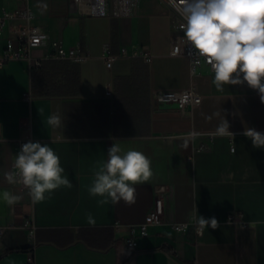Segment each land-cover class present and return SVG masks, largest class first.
<instances>
[{"label": "crops", "instance_id": "obj_1", "mask_svg": "<svg viewBox=\"0 0 264 264\" xmlns=\"http://www.w3.org/2000/svg\"><path fill=\"white\" fill-rule=\"evenodd\" d=\"M25 6L50 44L0 67V264H264V148L243 135L264 133L258 92L218 90L206 66L193 75L186 57L170 56L176 20L157 0H106L104 15L87 17L68 0H0V13ZM10 37L0 55L17 49ZM52 44L84 60L50 56ZM190 86L201 96L190 114L153 105L154 91ZM225 120L233 136L216 134ZM20 139L53 148L72 186L33 202L8 183ZM114 143L144 153L153 176L135 185L134 203L99 206L88 187ZM5 191L21 199L9 205ZM156 199L160 220L128 247ZM199 214L217 228L197 233Z\"/></svg>", "mask_w": 264, "mask_h": 264}, {"label": "clouds", "instance_id": "obj_2", "mask_svg": "<svg viewBox=\"0 0 264 264\" xmlns=\"http://www.w3.org/2000/svg\"><path fill=\"white\" fill-rule=\"evenodd\" d=\"M182 15L186 21L182 25L184 39L211 65L215 87L222 91L224 85L246 83L264 103V0H185ZM228 129L225 120L216 134L233 136ZM243 135L251 139L253 147L264 148V133L246 128ZM107 157L94 171L89 195L101 197L97 200L99 206L109 201L134 203L135 185L153 176L151 160L134 149L122 152L115 143ZM13 167L15 172H5V179L22 184L33 202L44 201L61 186H72L58 154L39 141L23 143ZM3 199L12 205L21 197L5 191ZM87 221L95 223L90 213ZM196 223L200 231L204 227L217 228L219 221L215 216L205 218L199 214Z\"/></svg>", "mask_w": 264, "mask_h": 264}, {"label": "built area", "instance_id": "obj_3", "mask_svg": "<svg viewBox=\"0 0 264 264\" xmlns=\"http://www.w3.org/2000/svg\"><path fill=\"white\" fill-rule=\"evenodd\" d=\"M133 1V0H131ZM166 7L175 17V33L171 36L169 55L172 57H186L189 61L191 74H196L198 68L202 65L206 66L210 73L214 74L211 65L206 63L205 58L199 57L196 50L188 44L184 39V31L182 25L186 23L182 15V9L185 0H157ZM69 12L77 16H102L105 14L106 0H68ZM33 13L28 6L23 9L8 10L4 9L0 13V37L6 32L11 35V40L17 44V49L13 50L10 46L0 55V67L4 66L12 60L19 58H28L30 53L38 48L45 47L50 44L48 35L43 32L40 27L33 24ZM50 56L57 59H68L74 62L84 60L83 55L74 49H62L55 44L50 45ZM122 55H127V51L122 49ZM114 57H107L106 67H110ZM197 60L199 63H197ZM152 102L156 109L174 107L182 117L191 113L192 109L201 103V96L197 93L194 86H190L185 90H158L152 93ZM31 141L30 139H20L17 142L16 154L20 150L23 143ZM208 147H201L205 150ZM15 169L13 167V171ZM18 188H24L20 183H14ZM162 215V205L159 199H156L151 211L147 214L143 224L137 228L131 229L132 237L127 241L128 247H133V238L137 236L147 235V229L155 225ZM234 216L229 217L233 221ZM243 225V221H237ZM175 230L182 231L184 225L173 226ZM4 228L0 227V236L4 233ZM200 233V231H197ZM26 264H32L29 261Z\"/></svg>", "mask_w": 264, "mask_h": 264}]
</instances>
